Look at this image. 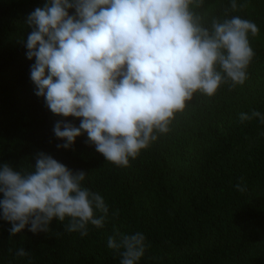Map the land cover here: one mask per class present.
<instances>
[{"label": "trees", "instance_id": "trees-1", "mask_svg": "<svg viewBox=\"0 0 264 264\" xmlns=\"http://www.w3.org/2000/svg\"><path fill=\"white\" fill-rule=\"evenodd\" d=\"M46 2L0 0V166L32 172L39 153L50 155L86 173L83 186L104 198L108 218L103 228L89 224L84 237L65 230L67 217L53 218L47 233L26 226L14 235L0 218V264H120L108 238L135 232L146 237L137 264H264V123L239 118L252 110L264 116V0H236L244 5L236 11L232 0H202L194 8L205 27L234 16L257 25L258 35L249 33L255 56L248 79L232 90L221 85L212 97L195 93L170 131L129 158V167L107 161L86 132L70 148L57 147L65 141L55 137V124L79 127L80 118L52 113L35 95V58L24 46L32 31L26 20ZM20 248L28 255L16 256Z\"/></svg>", "mask_w": 264, "mask_h": 264}, {"label": "clouds", "instance_id": "clouds-1", "mask_svg": "<svg viewBox=\"0 0 264 264\" xmlns=\"http://www.w3.org/2000/svg\"><path fill=\"white\" fill-rule=\"evenodd\" d=\"M201 3L47 0L29 14L32 31L24 46L26 57L35 58L30 66L35 95L45 98L52 113L80 118L79 127L63 120L55 124V137L65 141L58 148H70L86 132L107 161L129 167V158L170 131L195 93L212 97L221 85L232 90L246 82L255 56L249 33L258 35L257 25L234 16L214 18L205 27L194 10ZM238 7L244 5L232 0L231 10ZM239 118L264 123L256 110ZM85 178V172H73L42 152L32 172L5 163L0 166V218L11 223L14 235L26 226L32 233H47L53 218L64 222L67 217V232L87 236L89 224L104 227L109 208L99 193L83 186ZM145 240L142 232L117 233L107 246L121 257L120 264H137ZM15 255L28 253L20 248Z\"/></svg>", "mask_w": 264, "mask_h": 264}]
</instances>
